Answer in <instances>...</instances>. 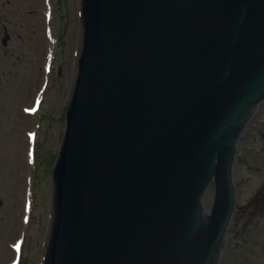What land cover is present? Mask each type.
I'll list each match as a JSON object with an SVG mask.
<instances>
[{"label":"water","instance_id":"obj_1","mask_svg":"<svg viewBox=\"0 0 264 264\" xmlns=\"http://www.w3.org/2000/svg\"><path fill=\"white\" fill-rule=\"evenodd\" d=\"M82 21L45 264H217L264 0H83Z\"/></svg>","mask_w":264,"mask_h":264},{"label":"rangeland","instance_id":"obj_2","mask_svg":"<svg viewBox=\"0 0 264 264\" xmlns=\"http://www.w3.org/2000/svg\"><path fill=\"white\" fill-rule=\"evenodd\" d=\"M18 1L25 6L19 17L20 20H24L26 35L22 36L23 49L11 56V60L5 64L13 78L7 73L6 81L0 87L5 96L4 102L0 103V131L5 135L4 138L0 134V255L3 258L5 250L11 248L12 239L17 236V234L14 236V232L10 230L14 226L10 217L14 210H17L23 203L19 195L15 194L16 197H13L18 186L11 176V172L8 171V166L5 165V157L9 155L10 164H12L17 147H15L17 139L14 136L19 135L18 133L21 134V129L25 130L22 127L24 120L20 108L31 104L33 89H38L42 83L39 74H41L40 63L42 66L46 60L45 49L42 47L46 43L45 27L48 26L45 19L47 13L51 11L53 14L52 37H54L52 54H57V57L53 58L55 68H53L52 75H48L47 80L44 79L45 83L49 79L50 87L46 94L43 112H37L38 119L43 120L38 131L40 142L36 143L34 148L32 147L30 154L32 166H28L33 178L31 187L33 223L29 226L24 224L20 236L18 235L22 240L24 232L27 231L20 252V264H42L44 245L49 233L46 228L47 217L51 209L49 201L51 178L49 174L52 172L54 164L55 157L53 155L57 153L62 138L64 111L68 105L76 77L77 62L75 58L78 57V49L80 50L82 46L81 23L78 15L80 0H51V10L49 9L48 12L44 11L43 0ZM31 20L36 21L35 24ZM35 65H37L36 72H34ZM59 70H61V74L58 72ZM23 97L25 101L21 100ZM17 107L19 109H16ZM213 194L214 191L211 190L210 205ZM225 253L226 250L222 264L224 262L225 264H264V258L260 256V253L259 255L254 253L231 255V251ZM14 260L15 257H12L8 263L12 261L10 264H13Z\"/></svg>","mask_w":264,"mask_h":264},{"label":"bare ground","instance_id":"obj_3","mask_svg":"<svg viewBox=\"0 0 264 264\" xmlns=\"http://www.w3.org/2000/svg\"><path fill=\"white\" fill-rule=\"evenodd\" d=\"M34 21V20H33ZM50 30V28H48ZM47 34L45 40L46 43L42 45L43 49H45L44 55L49 51L50 48V40L48 38V30L45 28V35ZM43 42V39H42ZM40 49V47H39ZM41 50V49H40ZM42 51V50H41ZM40 70L41 74H39V79L43 81L44 78V64L40 63ZM37 71V65H35L34 72ZM25 100V98H23ZM24 121H28L29 118L23 117ZM19 134V133H18ZM17 139V142L15 141V147L16 151L14 152L15 157L12 160V164H10V157H5L6 159V166H8V171L11 172V176L15 179L17 182V190L14 192L13 197H16V195H19V198L22 199L23 203L18 207L17 210H14L13 215L10 217V219L13 221L14 226L11 231L14 232V236L17 234V236L12 239L11 248L5 250V255L2 258V255H0V263L3 264H10L12 261L8 263V261L15 256L14 250L16 246V240L18 239V235L20 236L22 232V226L25 223L24 216H27L29 213V206H26V202L29 203V197H28V190L30 188V167H28L27 163V157H28V150H29V139L22 135H15L14 136ZM8 164V165H7ZM10 175V174H9ZM10 177V176H9ZM16 194V195H15ZM13 236V237H14Z\"/></svg>","mask_w":264,"mask_h":264},{"label":"flooded vegetation","instance_id":"obj_4","mask_svg":"<svg viewBox=\"0 0 264 264\" xmlns=\"http://www.w3.org/2000/svg\"><path fill=\"white\" fill-rule=\"evenodd\" d=\"M1 6V5H0ZM1 9L3 11H0V50H5L4 46L1 44V39L5 36L6 32H12L16 31L19 27V21L18 20H6V13L8 11L6 10V6H1ZM253 125H256L254 123ZM258 126H255L253 130L251 131L250 135L253 134L254 130H257ZM261 134V133H260ZM248 135L247 139H245L246 145L245 152L247 156H252L254 160H247L243 159L241 162V168H240V176L244 177V172L247 170L250 173H253L255 177L257 178V182L254 183L252 189V194H261L262 200L264 201V147L260 148H251L248 147V144L252 143L251 137ZM261 141L264 144V134L260 135ZM257 143H253V145L258 144V141L255 140ZM250 183V180L247 182V185Z\"/></svg>","mask_w":264,"mask_h":264}]
</instances>
